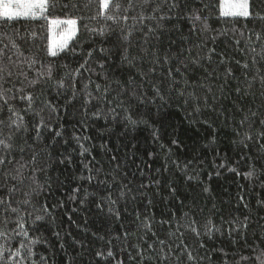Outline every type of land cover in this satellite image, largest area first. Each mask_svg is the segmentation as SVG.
Returning a JSON list of instances; mask_svg holds the SVG:
<instances>
[{
	"label": "trees",
	"instance_id": "trees-1",
	"mask_svg": "<svg viewBox=\"0 0 264 264\" xmlns=\"http://www.w3.org/2000/svg\"><path fill=\"white\" fill-rule=\"evenodd\" d=\"M1 8L0 264H264V0Z\"/></svg>",
	"mask_w": 264,
	"mask_h": 264
},
{
	"label": "snow or ice",
	"instance_id": "snow-or-ice-1",
	"mask_svg": "<svg viewBox=\"0 0 264 264\" xmlns=\"http://www.w3.org/2000/svg\"><path fill=\"white\" fill-rule=\"evenodd\" d=\"M98 3L102 9L103 13H107L110 8V0H98ZM117 6L118 5H114ZM2 7V15L8 19H15L19 16H35L37 13L43 14V12L46 10L47 7V0H16V2H10V0H5V2L0 5ZM223 15L225 16H242L247 17L250 15V0H231L230 3H228L223 8ZM111 18V17H110ZM195 19L199 20L200 17L197 15ZM51 24L53 28H56L60 25L66 26L64 28L63 34L61 36V40L58 42L56 47H58L60 50H63L65 47H67V42L73 35L76 33V24L77 21L75 19L70 20H60V19H53L51 21ZM205 28H207V25L205 24ZM53 56L57 55V51L53 50L51 53ZM158 91V90H157ZM29 100H31V97H28ZM129 121L132 124L138 123L136 120H133L129 116ZM141 123H146V121H140ZM59 135V133H57ZM0 143H3V141H0ZM5 147H10V145H5ZM87 151V149H85ZM2 163V161H0ZM251 174V173H249ZM207 190V189H206ZM12 211H18L17 209H12ZM37 220L43 219L41 216L36 217ZM195 231V229H193ZM208 235H211V230L209 229L206 233ZM0 235H3V233H0ZM24 235L27 236L28 233L25 231ZM199 235V233H197ZM21 247H23V244H21ZM17 253H19V249L17 250ZM109 256L112 255L111 252L108 253ZM191 259V256L189 257Z\"/></svg>",
	"mask_w": 264,
	"mask_h": 264
},
{
	"label": "rangeland",
	"instance_id": "rangeland-1",
	"mask_svg": "<svg viewBox=\"0 0 264 264\" xmlns=\"http://www.w3.org/2000/svg\"><path fill=\"white\" fill-rule=\"evenodd\" d=\"M2 4L5 2V0H1ZM10 2H16V0H10ZM231 0H221V10H222V13H223V8L228 4L230 3ZM2 11L3 9L1 8V15H2ZM42 14L40 13H37L35 16H41ZM2 17H4L2 15ZM21 17V16H19ZM6 18V17H5ZM53 20V19H52ZM51 20V21H52ZM60 20H70V19H60ZM76 20V19H75ZM77 21V20H76ZM66 26L64 25H60L56 28H53L52 24L50 23V47H49V50H50V53H52L53 50L57 51V53L59 51H61L58 47H56V45L58 44V42L61 40V36L63 34V31H64V28ZM76 33H77V24H76ZM75 33V35H76ZM73 35L71 37V39L68 40L67 42V45L69 44V42L72 40V38L75 36Z\"/></svg>",
	"mask_w": 264,
	"mask_h": 264
}]
</instances>
